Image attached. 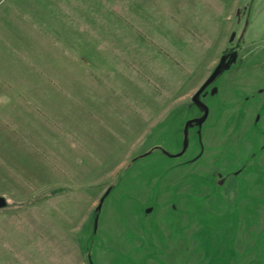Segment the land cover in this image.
Here are the masks:
<instances>
[{
	"label": "rangeland",
	"instance_id": "rangeland-1",
	"mask_svg": "<svg viewBox=\"0 0 264 264\" xmlns=\"http://www.w3.org/2000/svg\"><path fill=\"white\" fill-rule=\"evenodd\" d=\"M0 195V264H264V0H0Z\"/></svg>",
	"mask_w": 264,
	"mask_h": 264
},
{
	"label": "water",
	"instance_id": "water-1",
	"mask_svg": "<svg viewBox=\"0 0 264 264\" xmlns=\"http://www.w3.org/2000/svg\"><path fill=\"white\" fill-rule=\"evenodd\" d=\"M221 66L220 64L216 65L215 68L212 70V72L207 76V78L202 82V84L197 88V90L193 93L191 96V100H193L196 103H199V100L197 99L199 93L202 92V90L205 88V86L216 76V74L220 71ZM206 113V111H205ZM6 206V200L4 197L0 196V208ZM100 204L98 205V207ZM89 264H92L90 257H88Z\"/></svg>",
	"mask_w": 264,
	"mask_h": 264
},
{
	"label": "crops",
	"instance_id": "crops-1",
	"mask_svg": "<svg viewBox=\"0 0 264 264\" xmlns=\"http://www.w3.org/2000/svg\"><path fill=\"white\" fill-rule=\"evenodd\" d=\"M11 116V118H12V115H10ZM10 118V117H9ZM0 196H2V195H0ZM2 197H4V196H2ZM5 198V197H4Z\"/></svg>",
	"mask_w": 264,
	"mask_h": 264
},
{
	"label": "trees",
	"instance_id": "trees-1",
	"mask_svg": "<svg viewBox=\"0 0 264 264\" xmlns=\"http://www.w3.org/2000/svg\"><path fill=\"white\" fill-rule=\"evenodd\" d=\"M96 10V9H95Z\"/></svg>",
	"mask_w": 264,
	"mask_h": 264
}]
</instances>
